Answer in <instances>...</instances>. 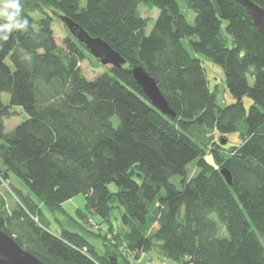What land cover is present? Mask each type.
<instances>
[{"label": "trees", "instance_id": "1", "mask_svg": "<svg viewBox=\"0 0 264 264\" xmlns=\"http://www.w3.org/2000/svg\"><path fill=\"white\" fill-rule=\"evenodd\" d=\"M22 4L28 30L0 41V229L46 264H111L109 255L131 264L152 249L184 264H264V34L246 9L236 0H186L189 23L177 0ZM140 4L158 10L149 31ZM60 14L105 40L126 66L141 65L175 116L154 107L123 69L87 78L79 62L98 60L69 34L57 44ZM202 57L221 65L233 103L218 104ZM12 106L26 118L5 132ZM238 129L241 142L225 148L220 140ZM77 194L82 222L62 206Z\"/></svg>", "mask_w": 264, "mask_h": 264}, {"label": "rangeland", "instance_id": "2", "mask_svg": "<svg viewBox=\"0 0 264 264\" xmlns=\"http://www.w3.org/2000/svg\"><path fill=\"white\" fill-rule=\"evenodd\" d=\"M84 1L85 0H81V3L84 4ZM177 2H178L180 11L186 15L188 22L193 23L194 13L191 9L187 7L186 0H177ZM138 9H139V13L141 14V16L150 19L147 24V28H146L147 31H149L153 23L152 19L156 17L158 10L156 8H148L147 6L141 5V4L139 5ZM225 23L226 22L223 21V24H222L223 33H225L224 32ZM52 28L54 32V38L57 44L62 45V41L67 35L65 27L63 26L60 20L55 18L52 22ZM182 42H183V45L189 51H191L188 46L187 39L183 38ZM228 43L230 44L229 39H228ZM90 58L91 57H89V59H84L79 62L81 71L89 79L94 78L96 75L100 74L102 71L107 70L108 68L111 67V65L109 64H106V65L100 64L96 60H95L96 64H92ZM202 64L206 71V76L208 79L209 86L212 89H215V88L217 89L218 104L222 107L230 103H233L235 101V98L229 92L225 84L224 74H223L221 65L212 62L206 57H202ZM1 99L4 103H7L9 100L8 93L3 92L1 95ZM242 102H243L245 111L247 112L250 104L252 103L251 97L249 95H244L242 97ZM11 110L14 111V113L11 117L5 119V132H9L16 124H18L19 122H21L22 120L26 118V113L19 106H12ZM113 122L114 124L117 123L116 118H114ZM225 135H226V138H225L226 141L225 143L222 144L225 148H229L230 146H233V145H238L242 140L241 135L239 133V129L225 133ZM216 139L220 140L221 137L218 136L216 137ZM206 159L212 162V157L210 154H206ZM0 166H1V163H0ZM186 168H187V171L189 172L192 170H195V160L191 161L187 165ZM179 179H180L179 175H173L170 177V181L174 183L178 188L181 187ZM12 181L17 183L21 187H25L24 183H22V181H20L18 178L14 176H12ZM108 188L111 191H115L117 187L113 182H110L108 184ZM2 189L4 191L5 196L9 198L7 200L8 204L12 205L13 202H15L16 198L14 197V195H12L6 183L4 184L2 183ZM84 201H85L84 195L77 194L73 196L71 199L64 201L62 206L69 214H71L72 216L78 219L75 211L77 208L83 207ZM42 210H43L44 218L47 219L49 223L48 224L49 229L51 230L57 229L58 224L55 222L53 215L46 209L44 205L42 206ZM111 215L117 216L118 210L112 209ZM78 220L82 222L80 219ZM93 220L96 221V217L93 216ZM131 264H184V263L182 261H177V260L166 258L162 256L156 249H152L149 252H143L136 258H133L131 260Z\"/></svg>", "mask_w": 264, "mask_h": 264}, {"label": "water", "instance_id": "3", "mask_svg": "<svg viewBox=\"0 0 264 264\" xmlns=\"http://www.w3.org/2000/svg\"><path fill=\"white\" fill-rule=\"evenodd\" d=\"M242 5L248 15L251 23L259 32L264 34V6L254 0H236ZM67 34L73 37L77 42L82 44L89 54L96 58L100 64H109L112 67L123 69L130 73L135 82L140 86L144 95L151 104L160 110L162 114L175 116V112L169 106L167 100L160 91L156 81L149 73L139 64L125 65L126 59L115 51L105 40L100 37L91 36L78 23L65 15H58ZM226 139H221V144ZM220 173L225 178L228 185L232 183V176L226 167L220 168ZM111 264H117L116 257L108 256ZM0 264H46L37 258L34 254L21 247L15 239L8 233L0 229Z\"/></svg>", "mask_w": 264, "mask_h": 264}, {"label": "clouds", "instance_id": "4", "mask_svg": "<svg viewBox=\"0 0 264 264\" xmlns=\"http://www.w3.org/2000/svg\"><path fill=\"white\" fill-rule=\"evenodd\" d=\"M22 13V0H0V41H7L13 32L28 30L29 20ZM23 59L31 61L32 57L25 53Z\"/></svg>", "mask_w": 264, "mask_h": 264}, {"label": "crops", "instance_id": "5", "mask_svg": "<svg viewBox=\"0 0 264 264\" xmlns=\"http://www.w3.org/2000/svg\"><path fill=\"white\" fill-rule=\"evenodd\" d=\"M14 184L16 185V186H18L19 188H21V189H24L23 191H25L26 192V188L25 187H21L20 185H18L17 183H15L14 182ZM9 198L8 197H6V200H8ZM16 201V200H15ZM7 203H8V201H7ZM13 204H14V202H13ZM12 204V205H13ZM41 208H42V205H41Z\"/></svg>", "mask_w": 264, "mask_h": 264}]
</instances>
